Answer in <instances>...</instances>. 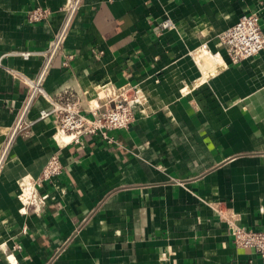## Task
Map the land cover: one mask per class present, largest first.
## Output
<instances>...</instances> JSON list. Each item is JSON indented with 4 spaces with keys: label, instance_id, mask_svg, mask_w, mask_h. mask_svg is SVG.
Wrapping results in <instances>:
<instances>
[{
    "label": "crops",
    "instance_id": "obj_1",
    "mask_svg": "<svg viewBox=\"0 0 264 264\" xmlns=\"http://www.w3.org/2000/svg\"><path fill=\"white\" fill-rule=\"evenodd\" d=\"M71 1L0 0V154L25 77L43 69L46 94L86 113L105 109L107 87H132L135 120L114 142L59 143L56 116L39 117L52 104L36 94L0 171V264H262L213 206L264 230V49L233 62L220 39L246 12L264 32V0H79L46 66ZM37 6L51 13L30 23ZM167 16L175 28L160 27ZM202 43L220 59L200 55ZM55 152L62 173L39 210L23 209L21 177Z\"/></svg>",
    "mask_w": 264,
    "mask_h": 264
},
{
    "label": "built area",
    "instance_id": "obj_2",
    "mask_svg": "<svg viewBox=\"0 0 264 264\" xmlns=\"http://www.w3.org/2000/svg\"><path fill=\"white\" fill-rule=\"evenodd\" d=\"M78 3L79 0H72L68 5L69 12L67 19L51 42L46 66L50 62L52 55L61 47ZM50 13L51 11L48 8L37 6L30 10L28 21L30 23L44 21L48 19ZM160 27L164 30L172 29L175 28V23L171 17L167 16L160 22ZM220 39L227 46L228 55L233 62H239L257 55L264 49V32L259 13H243L230 28L220 35ZM208 47L207 43H202L197 48V52L200 55L207 54L212 59L219 60V53L209 51ZM197 52L196 54L199 55ZM32 53V51L27 50L21 52V55L27 58ZM68 58H73V55H69ZM44 75L45 70L43 69L37 79L25 77L29 88L28 97L24 103V109L12 129L11 136L0 154V171L4 166L14 136L19 130L31 124V121L27 122L25 120V113L39 92L45 94L52 104L50 109L41 110L39 117L42 119L50 115L56 116L57 129L54 137L59 143L80 144L89 135H98L109 142H114L115 139L111 132L127 129L135 120L132 103L136 99V95L131 91L132 87L120 89L114 86L107 87L106 94L108 101L106 102L105 109L103 111L94 109L90 113H86L72 99L60 101L48 96L41 85ZM62 171L63 163L61 156L59 152H55L48 159L40 175L37 177L30 175L21 177L19 181L21 187L19 197L23 202V209L32 206L35 210H39L44 205L48 196L41 192V188L49 182L53 183ZM213 208L220 221L226 224L235 244L240 248L254 250L260 255L261 262L264 264V230L246 228L240 223L238 213L228 207L216 204Z\"/></svg>",
    "mask_w": 264,
    "mask_h": 264
}]
</instances>
